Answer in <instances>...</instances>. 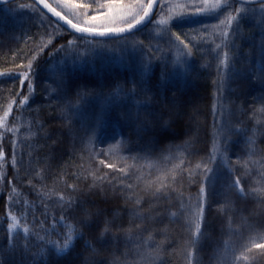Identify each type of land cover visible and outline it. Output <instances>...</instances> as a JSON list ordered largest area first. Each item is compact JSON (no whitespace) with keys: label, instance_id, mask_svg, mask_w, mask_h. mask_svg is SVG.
Returning a JSON list of instances; mask_svg holds the SVG:
<instances>
[{"label":"trees","instance_id":"obj_1","mask_svg":"<svg viewBox=\"0 0 264 264\" xmlns=\"http://www.w3.org/2000/svg\"><path fill=\"white\" fill-rule=\"evenodd\" d=\"M48 2L53 4L52 0H48ZM25 4H34V2L18 0L1 6L0 10L10 7L19 9L20 5ZM158 11L157 7L154 16ZM51 20L55 22L53 19ZM65 30L66 34L60 36L35 60L29 79L24 81L23 87H21V80H23L24 69L17 67L18 60L11 56L0 55V72L11 73L0 76V83L5 80L7 83L13 81L15 84L17 83V88L21 91L16 104L12 107V113L6 121L9 129L17 126L18 119L24 111V97L29 98V86L36 92L37 97H42L44 94L43 83L40 80L42 73L44 74L52 60L61 55L64 49L69 46V40L75 38L80 41L83 38V36ZM101 40L109 41V39ZM60 45H65V48L57 51L60 49ZM196 58L197 60L186 79L182 77L171 79L157 68L138 84L135 92L120 91V96L113 102L100 132L103 141L95 150L107 149L110 145L121 141L124 147L118 155L102 159L117 163L118 167L123 166L119 164L120 157H128L129 163H132L131 157L133 156L147 155L152 160H160L168 153L169 149H172L174 153L176 146L187 148L188 159L192 161L193 167L201 159H207L211 154L213 131L216 124L214 114L215 85L220 79L221 67L218 59L208 52L197 53ZM236 94L243 97V92ZM253 94L257 95L256 98L264 106V85L258 92H253L251 95ZM244 104L252 117L253 112L258 108L251 100ZM257 105L261 107V105ZM68 123V120L56 113L46 118V131L39 139L38 148L32 152L34 160L28 170L13 166L15 132L0 128V134L3 136V139H0V151L5 154V159L0 161V172L6 174L5 191L0 197V264H85L86 258H88V264L97 260H104L107 264L113 253L119 256L125 250L126 245L132 246L131 242L126 240L125 234L117 231L120 226L127 229L132 219L130 213L133 204L131 201H126L125 198L129 190H126L125 194H121L123 183L120 179H111L110 183L106 180L102 186L90 188L92 177L87 170L88 152L85 151L87 142L78 130L75 131L72 123L71 126ZM259 129L260 134L263 133L264 127ZM261 140H263L261 146H264V135ZM81 156H84L85 159L82 160ZM81 164H84L85 167L81 168ZM96 167L97 165L93 163L92 168ZM131 171L134 172V170ZM104 172L109 173L110 177L120 175L112 173V170L108 168H103L98 174ZM156 174L153 170L152 175L146 176L145 179H155ZM41 175L43 179H41ZM77 175L80 176L79 179H77ZM202 181V175H196L193 181H189L187 173H185L182 179L185 198L198 194ZM65 182L68 185L75 184L77 191L72 192L70 188H65ZM123 182L135 183V176L133 175L131 179L124 178ZM26 184L25 187L29 190L28 195L31 198H35L33 192L36 190L47 192L53 188L65 191L66 195L74 196L73 206L66 210H62L53 201V213L57 217L64 214L70 217L73 222L83 225V241H80L68 254L56 256L49 252L44 263L35 258L34 250H23L24 248L17 247L14 249L10 245L8 233L10 223L8 218L9 191L12 185L24 186ZM113 185L116 186L115 190H113ZM135 191L139 192V189H135ZM172 196L173 202H175V193ZM209 196L208 215L204 227L205 235L198 247L197 264H216L214 252L218 246L222 247L223 239L227 238V215H233L234 226L240 224L241 216L247 217L248 221L255 226L251 231L245 227L232 235L231 247L236 249L237 255L243 250V245L247 243L248 240H245L247 236L256 238L259 237L258 233L264 232V207L256 200L251 197L240 198L227 185L216 186ZM229 199L232 201L231 210L227 213L221 211V206ZM144 200L142 208L148 214V209L152 207L154 201L150 196H144ZM48 206L50 207V205ZM169 206L166 201L161 200L156 211L165 212V216L158 217L156 221L149 219L145 228H162L164 225H169L174 230V234L180 231L176 223H169L166 215V209ZM85 210L92 213L90 218L85 216ZM152 214L155 215V212ZM105 221H112L113 229L101 237ZM157 238L162 237L158 236ZM87 241H91L100 250L99 255L92 257L91 253L85 250L84 243ZM254 253L247 260H241L239 264H264V255L260 254V250L254 249ZM232 259L230 250L226 264H231ZM163 264H185V260L179 253L172 255L171 249H169V252L163 257Z\"/></svg>","mask_w":264,"mask_h":264},{"label":"snow or ice","instance_id":"obj_2","mask_svg":"<svg viewBox=\"0 0 264 264\" xmlns=\"http://www.w3.org/2000/svg\"><path fill=\"white\" fill-rule=\"evenodd\" d=\"M8 0H0V4H6ZM239 4L237 7L236 4ZM37 5H43V8L52 13L53 16L59 20L65 21L72 29L78 33H86L92 36H106L109 34H123L130 33L133 29L149 21L155 25V35L160 39L167 37V43L170 45L169 50L175 52V64H186L187 57L192 56L194 44L192 41L197 40L196 36H189L188 33L173 32V28L177 22L188 20L190 17L199 16H215L218 23L213 25L211 32H208V25H204V32L200 33L204 43L215 44V49L227 48L232 42V37L238 34L240 22L248 16L256 17L258 19L255 23L259 25L262 32H264V0H95V3H87L85 0H55V6L49 3L48 0H35L34 4L20 5V9H30L33 12H38ZM159 8L156 16H153L154 8ZM59 9V10H58ZM92 14H89V13ZM42 15V13H41ZM221 16L223 18H221ZM72 17V18H70ZM74 18V19H73ZM151 18V19H150ZM75 20V22H74ZM235 25V29H234ZM59 29V24L56 25ZM205 33L207 36L205 37ZM219 38L220 43H215L216 38ZM55 35H50L45 41L41 38V43L35 49V55L28 60L27 64H19L17 67L23 68V80H21V87L24 81L29 79L32 71L34 61L39 57L40 53L52 43ZM199 42V41H197ZM77 40L74 38L68 41L69 46L76 45ZM143 41H136L133 47L143 45ZM65 45H60V49H64ZM148 62L143 65L142 72L151 71V59L156 52H162L163 49L156 45L155 50L151 46L147 49ZM262 59H264V41L261 44ZM15 59V57H13ZM156 59H161L157 56ZM230 56L227 51L223 53V60L221 63L224 68L229 67ZM10 75L11 73L0 72V76ZM255 74V73H254ZM63 75V72H62ZM259 79L264 81V70L259 74ZM136 86L133 84L132 92H135ZM32 88L29 86V92ZM75 103L68 100L65 106V112L70 116L76 115L81 102L84 100L85 94L77 92ZM116 95H119V90ZM27 97H24V103H27ZM16 104L12 100L7 109L0 115V128L18 132L19 128L14 127L9 129L7 126V118L12 113V107ZM75 110V111H74ZM257 112L260 114L257 115ZM222 115V113H221ZM253 119L258 127H264V106L255 110L252 114ZM69 124L72 123L69 119ZM97 124L102 123L97 119ZM29 127L31 124L29 123ZM237 134L246 135L247 159L241 161L237 159L236 165L243 169V177H249L252 182L248 185L247 190L242 183L241 175H233L227 187L233 190L237 196L242 199L251 197L256 200L262 207H264V149L257 146V127L246 130L241 127L233 129ZM251 131V135L247 132ZM224 136L223 126L214 132V139L212 144L211 154L206 160L201 159L196 162L194 167L192 161L188 159L187 148L184 146H176L173 153L172 149L160 160H152L149 156H133L132 163L128 162V157H120L118 167L117 163L108 162L106 159H100L101 155L111 158L118 155L123 150V142H118L115 145H110L107 149L101 148L99 151L95 150L96 137L95 130L87 138V147L85 151L88 152L87 170L92 177L90 188L102 186V184L111 179H120L123 183L121 194H125L126 201H131L133 209L130 213L132 219L127 229L120 226L117 231L125 234L127 241L131 242V247L125 246V250L119 256L115 253L112 258L107 261V264H163V257L171 249L172 255L179 253L185 260V264H193L197 254V245L200 243L202 237L205 235L202 231L204 224V204L207 203L208 190L207 184L209 176L213 174L214 169L211 165L217 164L219 160L230 173H235L236 168L233 162L227 156V150L221 143ZM0 139H3L0 134ZM5 159V154L0 151V161ZM84 160V156H81ZM13 166H15V155L13 156ZM97 165L92 168V164ZM81 168L85 165L81 164ZM103 168L112 170V173H119V176L110 177L109 173H101ZM148 171L145 172L144 170ZM131 170H134L132 172ZM155 170V179H145L146 176H151ZM187 173L189 181H193L194 176L202 175L203 181L199 193L196 196L195 204L192 203L193 198L188 196L185 198L183 191L182 179ZM38 175H40L38 173ZM135 176V183H124V178L131 179ZM4 173L0 172V181L4 180ZM80 176L77 175V179ZM41 179H43L41 175ZM87 179V177H85ZM142 185V187H141ZM65 188H70L72 192L77 191L75 184L68 185L65 182ZM116 186L113 185V190ZM139 189V192L135 191ZM15 190V188H14ZM143 193V195H140ZM175 193V202H173L172 194ZM41 194L48 200L55 199L57 205L66 210L71 208L75 202L74 196L65 194V191H58L53 188L47 192L41 190ZM144 196L153 198V205L148 209V214L145 213L142 206L145 203ZM12 196L9 195L11 202ZM161 200L167 202L169 207L166 209V215L169 223H176L180 231L175 232L169 225H164L162 228H145L146 222L151 219L156 221L158 217L163 218L165 212L156 211V207ZM27 203V202H26ZM47 208V205H45ZM232 208V201L229 199L221 206V211L226 213ZM155 212V215L152 213ZM46 219L39 220L37 231L36 219L33 217L32 225L28 223V213L24 212L20 216L13 214L10 210L8 217L11 221L8 225L9 242L15 248V238L20 233L24 236V249L28 250L29 237L34 235L39 242V250L33 255L44 257L48 252L55 251L57 255L68 254L74 247L78 240L83 239V225L71 220L70 217L64 214L58 217L55 214L51 215V222H47L48 213H43ZM92 213L85 210V216L91 217ZM23 221V223H22ZM183 221V225H180ZM162 223V219L160 221ZM247 227L250 231L255 228L253 224L248 221L247 217L241 216L240 224L234 226L233 215H227V238L223 239L222 247H217L214 252L216 264H226V258L229 251L232 252L231 264H239L241 260H247L250 255H254V249H259L260 254L264 255V232L258 233L259 239L249 236L247 243L243 245V251L236 254V249L231 247L232 235L240 229ZM61 229H63L61 231ZM113 229L112 221H105L101 237L111 232ZM146 233V235H145ZM158 236L162 238H157ZM86 251L91 253L92 257L99 255V249L91 241L86 242ZM85 264H88L86 258ZM92 264H106L104 260L93 261Z\"/></svg>","mask_w":264,"mask_h":264},{"label":"rangeland","instance_id":"obj_3","mask_svg":"<svg viewBox=\"0 0 264 264\" xmlns=\"http://www.w3.org/2000/svg\"><path fill=\"white\" fill-rule=\"evenodd\" d=\"M52 1L55 6V0ZM85 2L94 4L95 0H85ZM236 6L238 7L239 4L237 3ZM89 14L92 13L90 12ZM221 18L223 17L221 16ZM256 19H258V14L256 17L251 15L245 17L240 22L238 34L232 37V42L229 46L215 51L213 50L215 49V44L204 43L200 33L204 32V25H208V32H211L212 26L219 22L217 17H190L188 20L177 22L173 32L188 33L189 36L197 37V40L192 41L194 44L192 56L186 58V64L180 65L175 64V52L174 50H169L170 45L167 43V37L160 39L155 35V25L153 23H150L149 26L140 32L120 39L103 41L88 37L81 38L76 45L68 46L61 55L52 60L45 73L40 76L44 87L43 96L37 97L34 90L31 93L29 92V98L27 103H24V111L21 113L16 126L19 131L15 132L13 143L15 167L28 170L32 166L34 160L32 152L38 148L39 139L46 131L45 120L51 117L52 114L56 113L68 121L71 119V125L74 126L75 131H79V134L84 137L86 142L94 129L96 137L95 148L99 147L103 141V136L100 132L106 122L107 113L113 106L115 99L120 96V91L130 90L132 92L134 83L137 87L143 79L157 68L165 75L171 77V79H176L177 77L186 79L197 60L196 54L208 52L218 59L221 67V76L215 85L214 114L216 124L213 131V139L214 132L223 126L224 136L221 139V143L227 150V156L233 162L236 171L235 173H230L219 160L217 164L211 165L214 172L209 176L207 184L208 197L207 203L204 204V224L202 228L204 232L208 215L207 207L210 202L209 195L212 189L219 185H227L233 175L242 176V183H244L246 190L252 182L251 178L243 177V169L235 164L237 159L241 161L247 159L246 135L237 134L233 129L241 127L250 130L253 127H257V146L264 149V146H261L263 141L261 137H263L264 131L262 130L263 133L260 134L261 131L259 129L263 127L256 126L244 104L251 100L258 109L262 107L260 101L256 98L257 95H251L253 92H258L261 86L264 85V81L259 79L260 72L264 70V59H262L261 52L264 32L255 23ZM56 25L57 23L53 22L40 9L38 12L11 7L0 10V55L15 57L18 60L16 62L18 65L21 63L26 65L28 60L35 55V49L41 43L42 37L46 41L50 35H55V39L52 40L53 43L60 36L66 34L63 26L59 25L60 28L57 29ZM206 36L207 33H205ZM141 40L144 42L143 45L133 47L134 42ZM215 43H220L218 37ZM51 44L40 54L44 53ZM156 45H159L163 51L156 52L155 56L152 57L151 71L142 72V67L148 62L147 58L150 55L147 51L148 47L151 46L155 50ZM224 51H227L231 58L227 69L221 63ZM157 56L161 57V59H156ZM0 84V113H2L12 100L17 101L21 91L17 88V83L15 84L13 81L12 83H7L5 80ZM118 90L119 95H116ZM77 92L86 93L87 95L81 102L77 114L70 116L64 109L68 100L75 103ZM242 92L243 97L236 94ZM256 103L261 105V107H258ZM249 104L251 105V103ZM257 115L259 116L260 114L257 112ZM97 119L102 121V123L97 124ZM29 123L31 127H29ZM251 134V131L247 132V135ZM102 156H100V159L108 158L104 155ZM4 177H6L5 172ZM4 182L5 178L0 181V197L5 191ZM25 186L27 184L24 186H11L9 195L12 196V200L10 202L8 199V212L10 210L17 216L27 212L29 225H32L33 217H35L37 231H39V220L46 219L42 215L43 213H48L47 222H51V215L54 214L53 201L55 199L50 202L39 190L33 192L35 198H31L28 195L29 190ZM196 196L197 194L191 196L193 204L196 202ZM45 205H47V208ZM180 225H183V221H180ZM256 239L258 240L259 237H256ZM245 240H248V236ZM80 241L83 240H78L75 247ZM15 245L19 249L24 248L23 233L16 236ZM200 245L201 243L197 245V249ZM84 246L86 247V242ZM28 250H34V252L39 250V242L34 235L29 237ZM50 252L56 256H64L57 255L54 250ZM46 257L47 254L44 257L35 256V258L44 263L46 262ZM193 264H197V256Z\"/></svg>","mask_w":264,"mask_h":264},{"label":"water","instance_id":"obj_4","mask_svg":"<svg viewBox=\"0 0 264 264\" xmlns=\"http://www.w3.org/2000/svg\"><path fill=\"white\" fill-rule=\"evenodd\" d=\"M18 0H8V3L6 4H0V7L3 6V5H7V4H11V3H14ZM34 3H35V0H32ZM37 7L43 11L46 15H48L51 19H53L55 22H57L58 24H60L61 26H63L65 29L69 30L70 32H73L77 35H80V36H83V37H88V38H92V39H110V40H114V39H120V38H123V37H126V36H129V35H132V34H135L137 32H140L142 30H144L147 26H149V24L151 22L149 21H145L144 24L138 26L136 29H133L132 32L130 33H123V34H109V35H106V36H92V35H88L86 33H78L76 32L74 29H72L68 24L65 23V21L63 20H59L57 17L53 16L52 13L48 12L47 9L43 8V5H37ZM157 8H154L153 10V16H154V13L156 11ZM151 19V18H150Z\"/></svg>","mask_w":264,"mask_h":264}]
</instances>
